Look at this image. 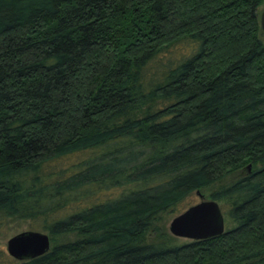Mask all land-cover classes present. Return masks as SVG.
Here are the masks:
<instances>
[{
	"label": "trees",
	"instance_id": "trees-1",
	"mask_svg": "<svg viewBox=\"0 0 264 264\" xmlns=\"http://www.w3.org/2000/svg\"><path fill=\"white\" fill-rule=\"evenodd\" d=\"M263 4L0 0V225L51 239L7 264H264ZM216 183L231 227L179 242L166 214Z\"/></svg>",
	"mask_w": 264,
	"mask_h": 264
},
{
	"label": "water",
	"instance_id": "water-1",
	"mask_svg": "<svg viewBox=\"0 0 264 264\" xmlns=\"http://www.w3.org/2000/svg\"><path fill=\"white\" fill-rule=\"evenodd\" d=\"M260 19L264 30V9ZM248 169L251 171V164ZM169 229L177 237L206 239L226 231L225 215L216 199H202L175 216ZM7 248L17 260L33 259L51 249L50 235L39 230H25L12 236L8 240Z\"/></svg>",
	"mask_w": 264,
	"mask_h": 264
},
{
	"label": "rangeland",
	"instance_id": "rangeland-1",
	"mask_svg": "<svg viewBox=\"0 0 264 264\" xmlns=\"http://www.w3.org/2000/svg\"><path fill=\"white\" fill-rule=\"evenodd\" d=\"M264 9V4L260 6L259 10L262 12ZM197 47V44L191 40H182L175 45L169 47L166 51L162 52L159 57L156 58V60L152 61L150 66V73L151 71H154L156 67L161 66L162 64H167L170 61L177 62L186 56L190 55ZM147 76V71H146ZM84 154H78V156H72L67 162L61 163V165L68 166L72 162H76L79 158L81 159L84 157ZM249 165V164H248ZM62 167V166H61ZM248 167V166H247ZM252 167V165H251ZM249 170V169H248ZM233 177L227 178V180L224 183L229 182ZM220 186L219 183H216L210 187L203 188L197 191L192 192L190 195H188L185 199H183L180 203L176 206V211L172 213L166 214V224L165 227L167 231L173 235L169 229L170 222L172 219L177 216L179 213L186 210L188 207H190L193 204H196L200 202L202 199H212L211 192L213 190H216ZM119 193V190L117 189H108V190H99L97 191L93 198L90 199V202H96V201H102L104 199H108L111 197H114ZM224 212L225 215V222H226V228L231 227V222L228 218L227 211L230 208V204L226 200H217ZM31 220L30 219H13L8 218L7 220H4V222L0 225V264H7L12 259H15L9 252L7 248L8 240L14 236L15 234L25 231V230H31L33 229L31 227ZM35 230V229H33ZM46 232V231H43ZM47 233V232H46ZM174 236V235H173ZM177 240L179 242H186L190 241L189 238L184 237H177ZM17 260V259H15Z\"/></svg>",
	"mask_w": 264,
	"mask_h": 264
}]
</instances>
